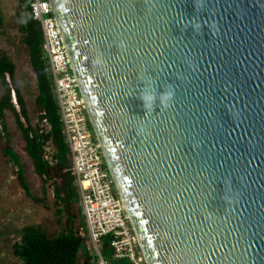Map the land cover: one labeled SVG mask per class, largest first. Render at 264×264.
Returning a JSON list of instances; mask_svg holds the SVG:
<instances>
[{
  "label": "water",
  "instance_id": "water-1",
  "mask_svg": "<svg viewBox=\"0 0 264 264\" xmlns=\"http://www.w3.org/2000/svg\"><path fill=\"white\" fill-rule=\"evenodd\" d=\"M145 264H264V0H48Z\"/></svg>",
  "mask_w": 264,
  "mask_h": 264
},
{
  "label": "rangeland",
  "instance_id": "rangeland-1",
  "mask_svg": "<svg viewBox=\"0 0 264 264\" xmlns=\"http://www.w3.org/2000/svg\"><path fill=\"white\" fill-rule=\"evenodd\" d=\"M17 0H0V11L3 15V28L6 36L0 38V50L8 51L15 65V76L25 102V111L20 109L13 90L6 99L5 107L0 109V233L6 232L7 240H0V264H24V258L17 253L22 242V231L31 227L32 231L54 237L66 233L68 227L80 233L82 243L89 249L87 229L78 200L71 203L60 202L54 195V183L60 184L59 152L56 143L49 136V123L42 108L35 102L37 93L36 77L27 55L20 50V33L16 24ZM8 78V77H7ZM6 78V79H7ZM8 80V79H7ZM3 87L0 80V95ZM9 105L17 111L19 126L13 117ZM3 117H2V113ZM3 119L11 137V148L6 141L3 130ZM20 127V128H19ZM33 131L37 134L40 153L35 155L38 162L32 161L26 148V134ZM11 149L18 155L15 161ZM38 164L39 172L36 169ZM44 164V165H43ZM20 173H23L28 187H24ZM10 240L16 247L15 258L6 255ZM110 250V248H108ZM6 255V256H5ZM115 264H131L129 259L114 260Z\"/></svg>",
  "mask_w": 264,
  "mask_h": 264
},
{
  "label": "built area",
  "instance_id": "built-area-1",
  "mask_svg": "<svg viewBox=\"0 0 264 264\" xmlns=\"http://www.w3.org/2000/svg\"><path fill=\"white\" fill-rule=\"evenodd\" d=\"M31 16L39 21L42 48L48 59L53 90L84 217L93 264L127 258L145 264L143 255L111 178L104 166L98 143L88 123L83 97L79 94L69 56L48 0H31ZM108 236L109 257L102 252Z\"/></svg>",
  "mask_w": 264,
  "mask_h": 264
},
{
  "label": "trees",
  "instance_id": "trees-1",
  "mask_svg": "<svg viewBox=\"0 0 264 264\" xmlns=\"http://www.w3.org/2000/svg\"><path fill=\"white\" fill-rule=\"evenodd\" d=\"M17 2L16 24L20 33L18 41L20 50L27 55L29 64L34 71L37 82L35 102L42 108L43 114L49 123L48 134L58 148L60 168L65 169L64 172L60 173L62 177L61 183H54L53 185L54 195L60 202H64V204L71 203L74 200H78V193L74 175L70 170L71 160L60 121V113L53 90L48 59L42 48L40 24L38 20L31 16L29 9L31 0H17ZM3 25V15L0 11V38L1 36H6ZM0 80L3 87V94L0 95V109L6 108L5 101L11 96V91L13 90L16 101L24 112L25 102L16 80L15 65L11 60L9 52L3 50H0ZM9 107L19 126L17 111L13 105H9ZM2 126L6 141L11 148V137L4 119ZM23 131L26 134V138L24 139L28 155L32 161L36 160L35 162H38L35 155V152L37 155L40 153V146L36 141L38 136L34 131L32 136H28L25 129L21 130L22 135ZM11 155L15 161L18 160L17 153L12 149ZM36 166L39 172L38 164ZM20 179L23 186L28 187V181H26L23 173H20ZM68 230L66 233L50 237L46 234L32 231L31 227H25L22 231V242L17 253L23 256L24 264H93V256L84 247L80 233L73 230V227H68ZM108 248V236H105L102 239V252L107 257H109ZM109 260L110 264H115L114 260Z\"/></svg>",
  "mask_w": 264,
  "mask_h": 264
},
{
  "label": "crops",
  "instance_id": "crops-1",
  "mask_svg": "<svg viewBox=\"0 0 264 264\" xmlns=\"http://www.w3.org/2000/svg\"><path fill=\"white\" fill-rule=\"evenodd\" d=\"M0 240H3V241L4 240H7L6 232H1L0 233ZM0 248H2V245H0ZM5 253H6V255H9L10 257L15 258L16 247L14 246V241L13 240H10L9 248L7 249V251ZM108 253H110V250L109 249H108Z\"/></svg>",
  "mask_w": 264,
  "mask_h": 264
}]
</instances>
